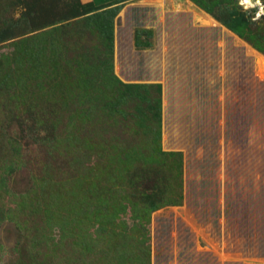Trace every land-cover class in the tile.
<instances>
[{
	"label": "rangeland",
	"instance_id": "rangeland-1",
	"mask_svg": "<svg viewBox=\"0 0 264 264\" xmlns=\"http://www.w3.org/2000/svg\"><path fill=\"white\" fill-rule=\"evenodd\" d=\"M152 1L0 0V264H264V2ZM115 8L112 76L146 94L96 73ZM198 15L242 68L191 52Z\"/></svg>",
	"mask_w": 264,
	"mask_h": 264
},
{
	"label": "crops",
	"instance_id": "crops-1",
	"mask_svg": "<svg viewBox=\"0 0 264 264\" xmlns=\"http://www.w3.org/2000/svg\"><path fill=\"white\" fill-rule=\"evenodd\" d=\"M95 3L99 5H108V4H114L117 3L119 0H93ZM168 0H153L152 3H154L156 6L160 4L166 3ZM242 1V0H241ZM259 3V1L264 0H253ZM150 7H147L142 11L146 16L149 14H157L158 10L156 9L153 4L149 5ZM250 8H256V7H250ZM174 16H182L184 17V14L181 13H175ZM204 22L207 23L204 26L198 27L191 25L188 27V31H182V33H186L190 36V50L193 53H196L200 55V58H204L202 65H204L206 68H212L217 67L218 65L227 69V68H242L244 64L246 63V50L244 46H241L240 44H233V40L231 42V38H228L230 43H227L224 46L219 47L218 46V39L220 37L219 30L215 28V24L213 23L210 18L207 16H201L198 15ZM194 18V16H192ZM198 17V18H199ZM157 19V15H156ZM208 19V21H207ZM222 32L226 33L224 34L225 38L230 35V32L224 28H221ZM181 33V32H180ZM217 39V40H216ZM226 41L225 39L222 40V42ZM225 43V42H224ZM203 56V57H202ZM263 62V61H262ZM262 73H264V69L262 70ZM264 94V85L256 84V94ZM263 110H260V112H264V105L262 106Z\"/></svg>",
	"mask_w": 264,
	"mask_h": 264
},
{
	"label": "trees",
	"instance_id": "trees-1",
	"mask_svg": "<svg viewBox=\"0 0 264 264\" xmlns=\"http://www.w3.org/2000/svg\"><path fill=\"white\" fill-rule=\"evenodd\" d=\"M81 1H83V0H81ZM85 1H87L86 4H81V6L84 8V10H83L84 13H89L90 10H92V9H93L92 11L101 10V9H104L106 6L113 5V4L99 5V4L95 3L93 0H85ZM121 1H125V0H119L117 3H114V4H118ZM117 13H118V9L115 8L113 10H106L105 12H103L100 15V17L102 16L101 22H100V23H102L101 24V27H102L101 31H102L103 38L107 42L108 51H107V56L105 58L103 57V59L98 63V68L97 69L95 68L96 73H98L97 70L101 72L98 75H101L103 73L105 75V77H110L112 80L114 78L112 76V64H111L112 37H113L112 20L117 15ZM96 17H99V15ZM223 24L227 28H229L230 30L236 31V28H237L236 25H234L228 21H224ZM114 81H115V84H118L121 87H124L128 90H135L136 89V91H142L144 94L148 93V91L150 89L149 86H147V85H124V84H121L120 82H118L116 79ZM131 96H133V95H131ZM135 101H137V103L138 102H140L141 104L143 103L145 106L146 105L151 106L152 104H150V103L153 102L152 98L149 99L146 96H144L143 98L142 97L139 98L138 96H136ZM157 101H155V106L151 107V108L155 109L156 112H152V113L151 112H146V113L143 112V114H145V116L150 117L151 121L156 122L158 125V123H159V107L160 106H159V101L158 102ZM106 108L108 109L107 106H106ZM140 113H142V112H140ZM157 136L159 137V133H157Z\"/></svg>",
	"mask_w": 264,
	"mask_h": 264
},
{
	"label": "bare ground",
	"instance_id": "bare-ground-1",
	"mask_svg": "<svg viewBox=\"0 0 264 264\" xmlns=\"http://www.w3.org/2000/svg\"><path fill=\"white\" fill-rule=\"evenodd\" d=\"M243 4H246V5H258V3H256L255 1H251V0H242Z\"/></svg>",
	"mask_w": 264,
	"mask_h": 264
}]
</instances>
